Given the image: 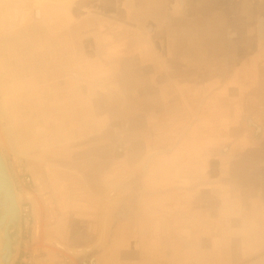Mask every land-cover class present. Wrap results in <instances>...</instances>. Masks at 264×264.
<instances>
[{"label":"crops","instance_id":"crops-1","mask_svg":"<svg viewBox=\"0 0 264 264\" xmlns=\"http://www.w3.org/2000/svg\"><path fill=\"white\" fill-rule=\"evenodd\" d=\"M9 1L0 112L45 234L101 236L96 264H264V0L42 2L37 24Z\"/></svg>","mask_w":264,"mask_h":264},{"label":"water","instance_id":"water-1","mask_svg":"<svg viewBox=\"0 0 264 264\" xmlns=\"http://www.w3.org/2000/svg\"><path fill=\"white\" fill-rule=\"evenodd\" d=\"M58 3V2H57ZM15 189L18 192L15 180L9 169L7 163V158L4 154L2 143L0 139V264H14L18 258L20 247H21V238H22V212L21 208L24 202L23 196L18 200L17 195L15 194ZM26 200L31 201L33 204V217L34 223L36 219L40 221V227L38 230V235L34 237V232H32V240L39 238L41 233V206L37 200L36 195L32 191H25ZM34 231V230H33ZM47 242H58L59 246L63 249L72 252L80 249L81 246L72 247L66 243L61 242L59 239L50 237V235H44ZM101 236L94 241L97 243L100 240ZM93 242V243H94ZM101 245V241H100ZM83 247H88L84 245ZM86 252L85 254L79 255L82 264H96V259L94 251ZM78 252V251H77Z\"/></svg>","mask_w":264,"mask_h":264},{"label":"rangeland","instance_id":"rangeland-1","mask_svg":"<svg viewBox=\"0 0 264 264\" xmlns=\"http://www.w3.org/2000/svg\"><path fill=\"white\" fill-rule=\"evenodd\" d=\"M65 1H67L68 3L65 2ZM72 1H75V0H70V1L69 0H11V1H9V4L7 5V7L9 5H11L12 8H14L15 10H19L16 18L14 17V19H16V20L13 19L14 22H18V21H21L22 20L21 22L27 23V21H29V20H32V21L34 20L35 23L37 24L38 18H39L37 12L35 11L36 14H33L32 13L30 15L28 13H29V11L32 10L33 7H36V5L38 3L50 2V3H53V4H57V2H58L60 4H70ZM96 1H97L98 4H100V3H102L103 0H96ZM106 1H108V5H111L113 7H119L118 2H121L123 4L122 5L120 4V7L119 8H122L121 10H126V11L128 9V7H127V3L128 2L125 1V0H122V1H120V0H106ZM145 3H146V1H145ZM142 7L144 8L146 6L143 5ZM161 8H162V6H161ZM158 12H161V10H159ZM143 13L144 12H141V15L142 16H139V17H140V19L144 20V24H143V27L141 29V32H142V34H145V31H148L147 29H149V26L148 25H151V23H152L153 20L152 21H149V19L151 17L150 16L149 17H145V16H143ZM134 18L135 17H133V16H126V15L123 16V20H124V22H126L125 24H123V25H125L124 26L125 27L124 29L127 30V31H129V33L126 34L127 35L126 38L130 37V35H131L130 33L132 32V30L134 32H137L139 30L137 24L136 25H133L132 24L133 23L132 21H130V23H129V20H131V19L134 20ZM146 26H148V27H146ZM152 98H155L158 104L159 103H164V101L161 99L160 96L152 97ZM167 98L169 99V97H167ZM168 108H169V105H168ZM0 139H1V143H2V148H3L4 154H5L6 158H7V163L9 165V169H10L11 174H12L14 180H15V183H16L17 188L19 189V191L21 193H24L25 195H26L25 191H27V190L32 191L36 195V193H35L36 191L34 189L33 179H32L31 182H25L24 181V176L25 175H29V176H31V175L27 171L26 167L22 163H20L14 157V152H12V150L10 148V145H9V137H8V133H7L6 128H5V123H4L3 115H2L1 112H0ZM158 150H161V151L169 150V140H168V143L165 144L162 149H158ZM20 167H23L22 168V172L20 170ZM31 178H32V176H31ZM23 198H24V200H26V196H24ZM29 202L31 203L32 209H33L32 202L31 201H29ZM40 230H41V233H40L39 238H37V239L35 238V240H34L35 244L46 246L49 249L50 248H53V247H55V248L57 247V248L61 249L62 251L66 252V253H69L72 257H75V258H78V259H79V255L85 254L86 252H90L93 249H98L101 246L100 245V241L102 243V239L101 238H100V240L97 243H95L93 241L94 243L92 242V243H89L87 245V246H90L91 248H89L87 251H85L83 253H80V254L75 255L73 252H69V251H67V250H65V249H63V248H61L59 246L53 245L50 241L47 242V241L44 240L46 238L44 236L45 235V231H44V225H43V221L42 220H41V229ZM35 231H36V222L34 223V217H33L32 232H34V234H35ZM35 236H36V234L34 235V237ZM260 252H264V250H261ZM258 256L259 255H252L250 257L242 258L241 260L238 261V264H244L243 262H245V261L246 262L247 261L250 262L252 260H253V263L254 264H257V263H259L256 260V258Z\"/></svg>","mask_w":264,"mask_h":264},{"label":"built area","instance_id":"built-area-1","mask_svg":"<svg viewBox=\"0 0 264 264\" xmlns=\"http://www.w3.org/2000/svg\"><path fill=\"white\" fill-rule=\"evenodd\" d=\"M22 168L20 170L22 172ZM25 182H31L29 175L24 176ZM33 212L29 201L24 200L22 205V239L18 258L14 264H80L79 259L69 253L59 251L54 255L49 254V248L35 245L32 240Z\"/></svg>","mask_w":264,"mask_h":264},{"label":"bare ground","instance_id":"bare-ground-1","mask_svg":"<svg viewBox=\"0 0 264 264\" xmlns=\"http://www.w3.org/2000/svg\"><path fill=\"white\" fill-rule=\"evenodd\" d=\"M70 1V0H69ZM65 2H67V1H65ZM68 3V2H67ZM36 12H37V14L38 15H40V9H36ZM36 14V13H35ZM15 194L17 195V199L19 200L22 196L24 197L25 196V194L24 193H21L19 190H18V192H17V190L15 189ZM21 212H22V208H21ZM22 214V213H21ZM39 220L38 219H36V231H35V234L36 235H38V230H39ZM54 238H56V237H54ZM34 242V241H33ZM51 243L53 244V245H58L59 246V244H58V242L56 243V242H54V240L53 241H51ZM34 244H35V242H34ZM36 246H37V244H35ZM60 247V246H59ZM72 247H77V246H72ZM62 248V247H61ZM89 248H91L90 246H88V247H83V246H81V248L80 249H77V251H72L75 255H77V254H80V253H83V252H85V251H87Z\"/></svg>","mask_w":264,"mask_h":264}]
</instances>
